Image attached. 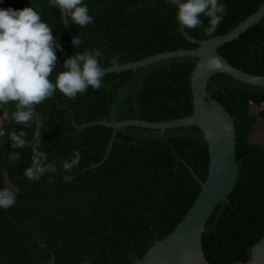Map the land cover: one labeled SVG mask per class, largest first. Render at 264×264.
I'll return each mask as SVG.
<instances>
[{
    "label": "trees",
    "instance_id": "obj_1",
    "mask_svg": "<svg viewBox=\"0 0 264 264\" xmlns=\"http://www.w3.org/2000/svg\"><path fill=\"white\" fill-rule=\"evenodd\" d=\"M227 11L216 32L185 31L191 38L222 36L253 14L264 0H224ZM94 22L69 25L81 47L98 48L103 69L140 61L156 54L198 47L186 40L167 0H86ZM35 7L52 26L63 48L57 69L71 56L62 13L48 0H4L0 7ZM68 22V21H67ZM69 24V23H68ZM207 20H205V25ZM233 67L264 76V18L238 39L217 49ZM197 58L159 61L136 71L107 73L99 90L76 99L58 91L36 108L30 127L15 124L12 108L0 106V188L16 192V203L0 209V264H133L183 220L200 193L189 168L205 181L209 152L197 126L159 130L127 127L115 132L102 125L127 120L152 123L190 116V77ZM55 69L53 78L55 77ZM207 93L233 117L238 168L229 203H219L206 221L201 250L209 264H240L251 259L264 238V144L252 142L259 124L253 106L264 105V87L250 86L227 74L212 76ZM100 123V124H96ZM86 124V127L80 129ZM25 133L23 149L11 148L8 133ZM74 149L81 161L63 180L61 158ZM21 157L12 162L9 152ZM44 151L57 167L52 182L44 172L36 181L25 177L32 156Z\"/></svg>",
    "mask_w": 264,
    "mask_h": 264
},
{
    "label": "clouds",
    "instance_id": "obj_2",
    "mask_svg": "<svg viewBox=\"0 0 264 264\" xmlns=\"http://www.w3.org/2000/svg\"><path fill=\"white\" fill-rule=\"evenodd\" d=\"M175 8L174 19L184 31L202 28L205 36L213 35L227 11L224 0H167ZM4 0H0V5ZM53 9L60 11L69 25L84 28L94 22V16L86 0H48ZM205 20L207 24L205 25ZM72 43L78 48L82 40L76 35ZM63 52L58 38L54 37L52 26L44 21L33 6L23 9L0 7V106L11 107V118L15 124L30 127L36 120V108L52 98L58 91L68 99H76L89 88L99 90L103 86L104 69L101 64L102 51L98 48H84L74 57L63 61L57 69V51ZM55 69V77L53 73ZM11 148L23 149L28 141L23 130L8 133ZM9 159H20L19 151L9 152ZM44 151L32 156V163L25 169L27 179L36 181L44 172L50 173L49 182L55 177L57 167L47 162ZM81 152L74 149L67 159L61 158L65 171L63 180L72 179L71 171L78 167ZM16 203V192L0 188V209H8Z\"/></svg>",
    "mask_w": 264,
    "mask_h": 264
},
{
    "label": "water",
    "instance_id": "obj_3",
    "mask_svg": "<svg viewBox=\"0 0 264 264\" xmlns=\"http://www.w3.org/2000/svg\"><path fill=\"white\" fill-rule=\"evenodd\" d=\"M264 18V3L238 26L222 36L207 40L191 38L182 28L180 33L192 44L198 45L193 50H177L146 57L140 61L119 65L115 61L104 69V74L136 71L159 61L179 57L197 58L198 63L190 77L193 112L190 116L180 119L152 123L141 120H127L119 123L101 124L113 129L109 150L117 130L127 127H140L159 130L163 135L165 130L179 127L197 126L206 138L209 152V165L205 181H201L189 168L191 175L200 185V193L188 210L180 224L163 240L155 242L141 260L133 264H209L201 250V235L207 219L219 203H229L228 195L233 191L238 174L235 162L236 134L233 117L215 101L206 91L209 79L216 74H227L241 83L264 87V76L251 75L233 67L218 54L217 49L232 42L245 33L250 27ZM63 25L68 33L71 56L77 54V47L72 43L69 24L62 15ZM100 124V123H96ZM86 124L80 127H86ZM50 264H54V257ZM264 264V238L251 251V259L247 263Z\"/></svg>",
    "mask_w": 264,
    "mask_h": 264
},
{
    "label": "rangeland",
    "instance_id": "obj_4",
    "mask_svg": "<svg viewBox=\"0 0 264 264\" xmlns=\"http://www.w3.org/2000/svg\"><path fill=\"white\" fill-rule=\"evenodd\" d=\"M251 112L258 116L259 124L252 136V142L264 144V106L257 108L253 106Z\"/></svg>",
    "mask_w": 264,
    "mask_h": 264
},
{
    "label": "built area",
    "instance_id": "obj_5",
    "mask_svg": "<svg viewBox=\"0 0 264 264\" xmlns=\"http://www.w3.org/2000/svg\"><path fill=\"white\" fill-rule=\"evenodd\" d=\"M264 106V105H263Z\"/></svg>",
    "mask_w": 264,
    "mask_h": 264
}]
</instances>
